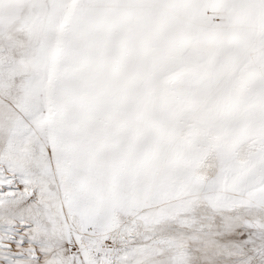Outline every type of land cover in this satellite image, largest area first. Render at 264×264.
I'll return each mask as SVG.
<instances>
[{"label": "rangeland", "instance_id": "374dc122", "mask_svg": "<svg viewBox=\"0 0 264 264\" xmlns=\"http://www.w3.org/2000/svg\"><path fill=\"white\" fill-rule=\"evenodd\" d=\"M70 105L126 151L68 199L1 154L0 264H264V0H0L3 129Z\"/></svg>", "mask_w": 264, "mask_h": 264}, {"label": "bare ground", "instance_id": "6f19581e", "mask_svg": "<svg viewBox=\"0 0 264 264\" xmlns=\"http://www.w3.org/2000/svg\"><path fill=\"white\" fill-rule=\"evenodd\" d=\"M28 101L31 105L34 104L32 100L28 99ZM34 108L29 107L26 110L27 113L36 112L37 109ZM73 112L74 110L71 106V108L62 111V115L60 116L50 117L49 115H45L46 118H32L28 114L27 119L29 120V117H31L30 121H25L26 118H24L23 114H19L18 116L8 114V117L4 115L6 117L4 122H11L13 125L9 128L4 127L3 129V124H0V146H4L5 144L3 153L0 150V155L3 154L6 158H14L17 152H21L20 145L22 143L36 145L30 150L23 149L19 157L25 160V154H31L32 158L28 162V167L31 170L29 173L34 176L43 175L46 177L47 182H45L48 184L52 183L55 192L58 190L61 193L62 199H68L66 197L68 193L66 192L71 190L73 185H71L70 181L75 176H83L82 174L86 173V171H91L93 166L102 165V161L107 154L112 155L120 153V151H126V148L123 147L114 149L104 148L102 150L100 148H91L97 144L95 143L96 141L123 144L120 142L119 136H123L124 133L118 135L117 128L115 129L112 125L99 120L98 115L89 113L87 109L83 110L86 113L85 115H82L80 112V116L75 117L76 119ZM86 115L91 120H87ZM72 124L77 125L78 130L73 131ZM124 125H128V122ZM96 129L99 132L93 135L90 134L91 131ZM124 136L127 137L128 135L125 134ZM140 136H142V133L138 134V137ZM154 138H156V135H154ZM62 143H66V146H62ZM137 143L146 144L151 142H148L147 135H143L138 139ZM129 149L133 150L134 148ZM74 157L81 161H91V164L89 162L86 167L81 166L74 161L77 160ZM11 170L22 174L23 169L21 166L12 165ZM100 171L102 172V169H99L98 173ZM98 178L99 176L95 174L92 182H96ZM66 217L69 218L68 212L66 213Z\"/></svg>", "mask_w": 264, "mask_h": 264}]
</instances>
